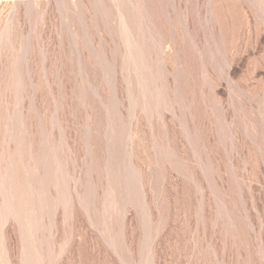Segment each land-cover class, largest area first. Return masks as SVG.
I'll list each match as a JSON object with an SVG mask.
<instances>
[{
    "label": "rangeland",
    "instance_id": "obj_1",
    "mask_svg": "<svg viewBox=\"0 0 264 264\" xmlns=\"http://www.w3.org/2000/svg\"><path fill=\"white\" fill-rule=\"evenodd\" d=\"M0 264H264V0H0Z\"/></svg>",
    "mask_w": 264,
    "mask_h": 264
}]
</instances>
